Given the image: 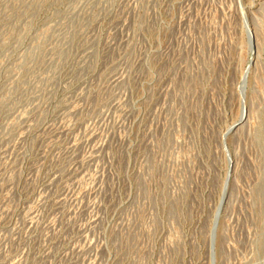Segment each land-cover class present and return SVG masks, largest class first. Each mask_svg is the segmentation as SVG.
Segmentation results:
<instances>
[{"label":"rangeland","instance_id":"obj_1","mask_svg":"<svg viewBox=\"0 0 264 264\" xmlns=\"http://www.w3.org/2000/svg\"><path fill=\"white\" fill-rule=\"evenodd\" d=\"M0 264H264V0H0Z\"/></svg>","mask_w":264,"mask_h":264}]
</instances>
